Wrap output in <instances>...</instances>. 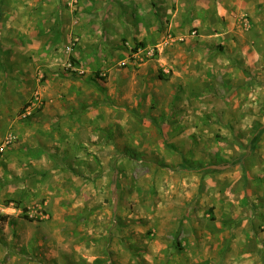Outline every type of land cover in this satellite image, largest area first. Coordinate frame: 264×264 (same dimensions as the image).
<instances>
[{
  "label": "rangeland",
  "instance_id": "rangeland-1",
  "mask_svg": "<svg viewBox=\"0 0 264 264\" xmlns=\"http://www.w3.org/2000/svg\"><path fill=\"white\" fill-rule=\"evenodd\" d=\"M206 1L0 0V264H264V0Z\"/></svg>",
  "mask_w": 264,
  "mask_h": 264
},
{
  "label": "crops",
  "instance_id": "crops-1",
  "mask_svg": "<svg viewBox=\"0 0 264 264\" xmlns=\"http://www.w3.org/2000/svg\"><path fill=\"white\" fill-rule=\"evenodd\" d=\"M151 7H147V20L145 18V28H151L152 35L150 40H167V27L177 34V39L190 37L189 31L192 29V17L196 9H209L206 0H147ZM170 21V23H168ZM164 23V25H162ZM191 28V29H190ZM185 34H183V32ZM161 43V42H160ZM6 174L0 172V175ZM148 260V259H147ZM151 261V260H150Z\"/></svg>",
  "mask_w": 264,
  "mask_h": 264
},
{
  "label": "trees",
  "instance_id": "trees-1",
  "mask_svg": "<svg viewBox=\"0 0 264 264\" xmlns=\"http://www.w3.org/2000/svg\"><path fill=\"white\" fill-rule=\"evenodd\" d=\"M258 139H259V135H257L255 138H253L252 142L250 143V147L253 148V146L258 142ZM242 167H243V170H244V173L246 172L245 171V168H246V164H245V161L243 160L242 162ZM228 165H217V166H209L205 172H218V171H224L226 168H227Z\"/></svg>",
  "mask_w": 264,
  "mask_h": 264
}]
</instances>
